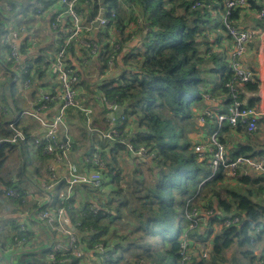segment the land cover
<instances>
[{
    "label": "trees",
    "instance_id": "trees-1",
    "mask_svg": "<svg viewBox=\"0 0 264 264\" xmlns=\"http://www.w3.org/2000/svg\"><path fill=\"white\" fill-rule=\"evenodd\" d=\"M57 1L6 0L10 7L8 15L21 9L28 20L35 21L41 17L46 22L49 20L50 25L58 14H51V8ZM225 2L90 0L88 4L86 1L81 3L89 5L83 13L85 29L82 39L97 44L98 51L92 53L89 48L72 41L67 45L65 63L69 68L79 69L80 80L76 89L83 106L94 111L91 128L101 132L113 128L114 122H109V115L117 113L118 106L121 118L116 119V129L121 131V135L104 145L97 133L88 129L84 114L70 108L66 116L67 137L72 142L70 155L80 154L89 143L79 157H91L95 151H100L104 163L101 170L103 183L104 178H110L111 184L120 180L117 155L126 149L122 141L137 148L145 147L154 155L148 159L134 157L130 200L116 188L104 191L97 200L100 210L95 214L89 209V205L94 203L93 193L86 188L88 196L78 206L79 211L75 210L78 215L72 223H80L83 228L92 230L82 240L87 247L103 244L104 252L95 256L96 264H261L263 261L264 175L240 172L238 176L230 177L222 170L213 174L211 154L206 152L199 156L195 150L199 141L203 142L204 137L216 133L218 143L226 147L233 158H264V140L256 132H249L247 123L242 120L235 126L228 121L219 125L217 118H207L204 125L199 122L207 109L228 114L235 102L241 103L242 108L258 109L261 101L262 84L257 75L255 56L264 33V17H260L264 3L250 0L249 8H237L228 17L239 29L250 28L258 32L249 47L255 46L256 49L244 57L246 67L255 74V81L242 83L236 80L230 68L232 37L226 27L225 15L221 14L226 11ZM81 4L77 6L79 11H82ZM102 5L109 24L95 28L92 22L98 17ZM62 9H65L64 5ZM246 12L253 13L250 26L244 25ZM8 15L0 10V35L7 33L1 17ZM70 28L68 18L58 30L60 40L54 47L55 53L57 46L69 35ZM26 48L28 50V46ZM3 49L9 51L0 38L1 56ZM52 56L46 53L43 57ZM5 59L8 62L2 61L3 64L0 58V72L5 79L0 84L3 89L0 98L8 109L6 115L0 113V198L2 200V195H5L1 191L5 188L13 189L17 196L5 197L9 200H2L7 203L0 207L13 208L16 204L26 206L30 197L41 193L35 181L49 178V165L60 157L62 150L57 149L53 154L36 151L33 141L37 135L25 122L23 126L26 127L19 128L27 142H7L14 136L9 130L10 123L23 111L27 100L29 102L36 94L39 95L37 83L42 80L45 69H49V64L40 57L30 60L32 69L24 75L17 68V72L14 70L10 59ZM92 70L96 72L95 76ZM111 72L110 79L104 80V74ZM20 75V79L29 78L34 87L27 100L23 92L17 93L18 81L14 78ZM6 89L11 94L10 102L5 95ZM41 98L39 95L36 106L43 104ZM104 99L116 107L109 106ZM54 105L48 104L46 109ZM258 124L260 127L264 120ZM72 127L77 129V135H71ZM18 155V164L9 167L11 158ZM35 162L43 167L48 162L45 168L47 175ZM30 167L35 170L34 174H29ZM55 200L51 208L60 205L59 197ZM196 201L201 202V206L193 207L192 203ZM39 204L28 207V210L39 208ZM74 204L72 201L68 209L73 210ZM194 209L201 212L198 218L190 216ZM12 210L23 213L25 208ZM208 211L212 214L206 215ZM128 213L136 217L132 218ZM220 216L222 220L218 219ZM226 218H238L239 222L225 225ZM17 230L14 227L8 234L0 230V239L13 241V238L21 236L10 237ZM35 236L32 232L27 234L29 244ZM185 242L193 253L189 261L183 259ZM234 246V256L227 257V251ZM47 248L38 251L43 255L40 256L41 263L32 258L37 253L36 248L21 251L22 256L29 257L22 264H58L62 261L86 264L84 260L75 259L70 252H58L55 259L50 260L45 254L53 253V247ZM200 251L208 252L210 260L197 258L195 255L201 254ZM11 264L16 263L12 260Z\"/></svg>",
    "mask_w": 264,
    "mask_h": 264
},
{
    "label": "built area",
    "instance_id": "built-area-1",
    "mask_svg": "<svg viewBox=\"0 0 264 264\" xmlns=\"http://www.w3.org/2000/svg\"><path fill=\"white\" fill-rule=\"evenodd\" d=\"M59 1L65 6V11H61L57 14L53 25L56 29H58L60 25L63 24L64 18L67 16L70 20L71 28L69 29V35L66 37V40L57 46V50L53 59L48 61L51 73L58 78V87L57 89L55 88L53 92L43 93L41 98L43 104L37 106L36 110L27 109L15 116L9 125V130L13 132L14 136L7 142L15 144L18 143V141L27 142L24 132L19 127L23 126L24 124L22 120H26L28 118L38 123L43 131L41 136H37L35 141H33L36 151L41 150L44 154H53L55 151H57V149H61L62 153L59 158H55L49 165V178L45 180L48 181L49 186L45 188L42 186L47 196L45 199L46 202L39 204V208L37 209L38 212L27 213L23 220L20 219L19 215L16 217H3L0 219V230L11 229L9 224L11 220H14L18 227L17 234L21 235L13 238V241H0V251L4 252L8 249L23 251L27 250L26 248L30 245L27 234L32 232L38 236V233L34 229V225L37 223V221H44L46 223V233L48 232V236L52 239V242L48 248L53 247V253H46L48 259H55L56 253L58 252H60V254L70 252L75 255V259H81L82 261L84 260L86 264H96L98 260L95 256L101 254V252H104V246L101 243H96L92 248L87 247V245L83 243L82 240L84 235H88L90 232H92V230L83 228L80 223L73 224L72 221L66 217V208L67 210L71 208V205L69 204L74 198L72 197L74 187L82 186L89 189H101L103 186V173L101 171L102 168H104L103 158L99 151H95L91 157L86 159L88 167L84 169L82 168L81 171L77 164L71 160L69 155V152L72 148V142L67 136L64 138L61 137L60 133L61 131L66 133L68 130L66 125L68 109L75 108L80 110L84 114L85 119H87L88 126L90 125L91 121L90 116L93 113L91 108L84 107L79 100V92L76 89V85L80 80L79 69L67 67L65 63L67 45H69V43L72 41H77L82 46L89 48L92 53H96L98 51V46L93 42L89 43L82 39V33L85 29L82 24L83 11H79L77 6L84 1H86V4H88L90 0ZM249 1L250 0H226L225 2L226 11L224 20L226 21L228 33L232 37L230 68L235 75L236 80L242 83L255 81V74L252 70L245 66L244 57L247 54L249 46L251 45V41L257 37L258 32L253 29L241 30L235 26L233 22H230L228 17H230L232 15V11L236 10L237 8H249ZM261 1L264 3V0ZM22 12V10L17 11L15 17L10 20L11 23L13 22V25H8L6 21L3 25H5L4 28L6 29V35L8 36L6 44L9 48L11 59L15 65H22V72L27 73L30 68L28 60L30 62L32 57L29 58L30 54H26V46L29 44V40L33 38H39V31L33 30L31 32H26L21 28L25 20L23 18ZM111 14L114 16V12H111ZM260 17H264V7L260 12ZM97 19H99V15L96 20ZM14 21H16V23H14ZM94 21L92 22V25H94ZM108 24L109 19H107L104 15V18L99 21V28L106 27ZM18 25L20 26V30L16 31ZM116 49H118V46ZM260 82L262 84V99H264V78L261 79L260 77ZM26 85H30L29 80L25 81V86ZM104 101L111 107L116 106L115 104L107 102L105 99ZM53 103L57 104L54 113L49 117L46 116V118L42 116L41 111H45L46 106ZM241 106V103L235 102L234 105L229 108L228 114H218L213 110L207 109L203 115L200 116L199 122L201 125H204L207 118L210 120L217 118L219 125H222L224 122L228 121L231 125L235 126L239 120H242L244 123H247L248 131L250 130L249 132L254 131L258 123L264 120V111L258 112L256 109L248 108L246 106L242 108ZM50 109L51 108L47 109V112L50 111ZM0 112L6 114L8 109L4 108V110ZM90 130L93 131L92 129ZM120 135L121 131L116 129V127H113L107 132L103 133V138L107 142H113L120 138ZM122 143L126 145L125 150L135 157L148 159L150 156H153V154L148 153L147 148L145 147L137 148L127 141H122ZM195 150L199 156H203L206 152L211 154L210 162L213 174H216L218 171L222 170L225 171L229 176V173L240 172L239 170L242 167L244 169H249V171L254 174L264 175V158H233L228 154L226 147L218 143V136L216 133L205 142L199 141L195 147ZM97 169L101 172H98ZM60 170L63 172H60ZM65 183H67L68 190L61 194L55 195V191L58 190V187ZM6 193H8V197L17 196L13 189H7ZM57 197H59L60 205L53 213L50 209H52L51 206ZM43 207L46 209L45 211L41 210ZM89 209L93 213L97 214L100 210L98 209L97 201H94V203L89 205ZM207 213L211 214V212ZM237 222H239V219L228 220L227 225ZM191 228H193V226H191ZM98 251L99 253H96ZM182 254H185L183 257L184 260H191L188 244L183 245ZM203 257L206 258L207 254L204 253ZM262 264H264V259Z\"/></svg>",
    "mask_w": 264,
    "mask_h": 264
},
{
    "label": "crops",
    "instance_id": "crops-1",
    "mask_svg": "<svg viewBox=\"0 0 264 264\" xmlns=\"http://www.w3.org/2000/svg\"><path fill=\"white\" fill-rule=\"evenodd\" d=\"M62 3L58 0L54 5H53V8H51V14H57L59 12H64L65 10L62 9ZM82 7V11L83 13L85 12V9L87 7H89V5H86L85 3L84 4H81L80 5ZM92 6V5H90ZM21 9H18L16 10L13 14L11 13L10 15H8L7 17H5L4 20H6L7 24L10 25L11 24V21L14 17H15V14L17 11H19ZM23 13V12H22ZM49 14V13H48ZM84 15V14H83ZM83 15H82V22H83ZM245 15L247 17L244 18V25L246 26H250V24L252 23V16H253V13L251 12H246ZM66 16V15H65ZM30 17L32 18V14L30 15ZM64 17V15H63ZM23 18L25 19L24 20V23L22 24L21 28L26 31V32H31L33 30L35 31H39V38L35 39H31L29 40V44L27 45L28 46V50L26 52L30 54L29 58L32 57L31 60L35 59L37 60L38 57H40L41 59L44 58V62L48 63L49 60H51L54 56V53H55V49L54 47L59 43V40H60V35L58 34L59 33V29L62 25H64L66 23V21L68 20V17L66 16L64 18V22L63 24L58 28L56 29L53 25V22L52 25H50V23H48L49 20H47V22L44 20H42L41 17H38L35 21H30L27 19V17L24 15L23 13ZM56 18H54L55 20ZM14 23H16V21H14ZM13 25V24H12ZM53 28V30H52ZM250 29V28H248ZM48 32H49V35H48ZM55 32V33H54ZM263 38L262 39V43L261 45H259L257 47V66H258V76L262 78H264V34L262 35ZM35 39V40H34ZM250 47V46H249ZM256 49L255 46H253L251 49L248 48V51L247 53H251L252 51L251 50H254ZM10 52V51H9ZM53 54V56L51 58H47V57H43L45 54ZM121 53V52H120ZM122 54H124V52H122ZM247 55V54H246ZM11 57V56H10ZM12 60V59H11ZM13 63V62H12ZM34 63V62H33ZM28 64L30 65V68L29 69H32L31 67V62H29L28 60ZM245 64V62H244ZM13 66H15V71H16V68L18 69V71L20 70V72L24 75H28L29 73V70L27 71V73H23L22 72V69H21V66L22 65H15L13 63ZM246 66V65H245ZM119 73L121 72V68L118 70ZM17 72V71H16ZM112 74V72H111ZM22 77V75L20 76H16L14 79L15 81H18L21 80V83H22V86L25 87V81L26 80H29V78H25V79H20ZM58 78L55 77L51 71H50V68H46L45 69V74L42 78L41 81H38L37 85L39 86V93L40 95L42 96L43 93H47V92H53L54 89L58 87ZM30 86H31V83H30ZM38 90V89H37ZM24 93V92H23ZM32 93V92H31ZM262 91H261V101H260V104L258 105V109L257 110H261V111H264V99H262ZM37 97V98H36ZM39 95L36 94L35 98H31L28 102L24 103L25 104V107L23 110L25 109H28V110H36L37 108V99H38ZM33 101L35 102L34 104H31L33 103ZM57 107V104H55L51 109L50 111L47 112V109L45 111H41V114L42 116H44L46 118L49 117L51 114L54 113V110L56 109ZM116 107V106H115ZM117 113H115V116L114 117H109L110 121L109 122H114L112 124V127H116V119H120V107H116V110H115ZM32 122V120L30 121ZM34 123V126H31L29 124H27V127L30 128V126L33 128V132L37 135V136H41L42 134V128L40 127V125L36 122H33ZM73 128V130H72ZM70 128L72 130V133L73 135L75 134V130H74V127ZM97 132H100L102 133L101 131L99 130H96ZM69 131L67 130V132L63 134V132L61 133V136L64 138L65 136H67V133ZM104 133V132H103ZM102 133V134H103ZM98 135V134H97ZM99 137V135H98ZM100 138V137H99ZM101 140V139H100ZM104 142V145L107 144L108 142L106 140L103 141ZM36 156V154H35ZM134 157L133 155L129 154L125 149L121 152L118 153L117 155V159H118V165H119V177H120V180L119 181H114L113 184L111 183H108V180L107 178H104V189L103 191H110L112 188H116L118 190H123L125 191V195L126 197L128 196V199L130 200V197L129 195L131 194V192L129 191V187L131 188V191L133 189V179H134V169H135V164H134ZM88 157H81V159H83V163L84 165L82 166V168H86L88 167L87 163H85L84 161H86ZM48 163V162H47ZM60 172H63L62 170H60ZM112 180H110L111 182ZM60 188V186L58 187ZM64 190V186H62L58 191L57 193L61 194ZM86 191V188H84V191L81 192V195H80V198L84 197L85 196V192ZM83 200V199H82ZM56 201V200H55ZM72 201H74V208L73 210H68V213H69V216L71 218V221L73 222V220L77 217V213L76 211H79V207L77 205L78 203V199H72ZM95 201V200H94ZM55 203V202H54ZM53 203V204H54ZM52 204V206H53ZM57 207V206H55ZM76 210V211H75ZM138 213V212H137ZM130 214V213H129ZM132 214V213H131ZM135 216V214H133ZM74 223V222H73ZM36 237V236H35ZM34 237V238H35ZM1 240H6V239H1ZM41 245H44L42 242L39 243V245L37 246H41ZM262 249V248H261ZM23 250H13V249H8L7 251H0V264H11L12 263V260L15 261V258L17 257L18 260L20 261L21 257H22V253L21 252ZM26 250H24L25 252ZM23 258H24V261H26L27 259H29V257H26L23 255ZM18 264H22V263H18Z\"/></svg>",
    "mask_w": 264,
    "mask_h": 264
},
{
    "label": "rangeland",
    "instance_id": "rangeland-1",
    "mask_svg": "<svg viewBox=\"0 0 264 264\" xmlns=\"http://www.w3.org/2000/svg\"><path fill=\"white\" fill-rule=\"evenodd\" d=\"M8 8H10L9 7V5H8V3L6 2V0H1L0 1V10L3 12V13H5L6 15H8ZM222 15H225V13H221ZM3 17H1V22H2V24H4L5 23V21L6 20H4V19H2ZM13 24V22L10 24V25H12ZM252 24V23H251ZM15 28V27H14ZM20 30V26L18 25V27L16 28V31H19ZM0 38L3 40V42L4 43H6V40H7V38H8V36L6 35V34H4V35H0ZM263 38V37H262ZM255 40V39H254ZM254 40H252L251 41V43L254 41ZM2 56H1V53H0V58H1V62L2 61H4V63L5 62H8V60L6 61V57L8 58V59H10L9 60V62H13V60H11V57H10V52L8 51H5V49H3V51H2ZM5 56V57H4ZM257 58H258V56L256 55L255 56V61L257 62ZM3 63V62H2ZM3 63V64H4ZM113 68H111V70H112ZM93 71V70H92ZM110 71V70H109ZM2 72H0V84L2 83V82H4L5 81V79H4V77L2 76V74H1ZM92 74L95 76V74H96V72H92ZM111 73H108V74H104V80H109L110 79V77H111ZM17 86H18V89H17V93L20 95V93L21 92H24V95H25V98L27 99L28 97H29V94L33 91V85H26L25 87L24 86H22V83H21V80H19V82H17ZM2 86H0V95L2 94ZM5 95H6V97H7V99L9 100V102L11 101V94H9L8 93V90L6 89L5 90ZM39 95H40V93H39ZM31 104H33V103H31ZM11 105H12V103H11ZM23 107H25V104L23 105ZM4 108H7V107H5L4 105H3V103H1V98H0V111H2V110H4ZM25 110H27V109H25ZM93 110V109H92ZM24 111V110H23ZM22 111V112H23ZM256 111H258V112H262V111H260V110H257L256 109ZM0 113H2V112H0ZM93 113H94V111H93ZM93 113H92V115H93ZM4 114V113H3ZM7 114V113H6ZM6 114H4V115H6ZM91 115V116H92ZM91 116H90V120H91ZM23 122H25V123H27V124H29V125H31V126H34V121H32V122H30L31 120L30 119H23L22 120ZM86 122H87V119H86ZM87 126H88V123H87ZM259 126V124L256 126V129L254 130V131H251L252 133H254V132H256V134L257 135H259L260 137H261V139L262 140H264V124H262V125H260V127H258ZM23 127H26L25 125L23 126ZM260 128H262L263 130H261V131H257V130H259ZM69 129V128H68ZM88 129H92L93 131V133L96 131L95 129H93V128H91V121H90V125L88 126ZM72 130H73V128H72ZM72 130H71V135H73V133H72ZM74 130H75V134L74 135H77V129H75L74 128ZM91 131V130H90ZM250 131V130H249ZM97 133V132H96ZM103 133V132H102ZM105 133V132H104ZM60 136H61V134H60ZM195 136H197L198 137V135H195ZM62 137V136H61ZM211 137V136H210ZM210 137H204L203 138V142H205V141H207V140H209L210 139ZM87 145H89V143H87ZM87 145L83 148V149H81V152H80V154H74L73 156H71L70 155V153L72 152L71 150H70V152H69V155H70V158H71V160L73 161V162H75L76 164H77V166H78V168L82 171V166L84 165V163L82 162V159H81V157H79V155H81V153L83 152V151H85L86 150V148H87ZM262 147L264 148V145H262ZM72 149V148H71ZM147 151H148V153L149 154H152V153H150L149 152V150L147 149ZM100 152V151H99ZM121 152V151H120ZM101 153V152H100ZM154 156V155H153ZM153 156H150V157H153ZM149 157V158H150ZM103 158V157H102ZM34 159V158H33ZM18 161H20V155H18V156H13L12 158H11V161L9 162V167H14V165H17L18 164ZM36 161V160H35ZM85 163H86V161H84ZM35 164L37 165V166H39V167H41V170H42V172H43V174L44 175H47V172L45 171L46 169V167H47V163H46V167H43V165H40V164H38L37 162H35ZM98 170V169H97ZM240 172H243V173H248V172H250L249 171V169H247V168H240V170H239ZM34 172H35V170L32 168V167H30L29 168V174H34ZM98 172H101L100 170H98ZM240 172H236V173H229V176L230 177H233V176H238V174L240 173ZM34 178V177H33ZM36 178V177H35ZM34 178V179H35ZM46 180V179H45ZM43 181L42 179L40 180L41 182H36L35 181V185H38V186H40V188H41V193H37V194H35V197L34 198H29L27 201H29L30 203H26V206H23V205H18V204H16L15 205V207H13V208H11V206L10 207H3V206H1L0 207V219L2 218V217H6V216H8V217H16V216H20V219L21 220H23V218H24V216L27 214V213H29V212H38V207L36 208V209H33V210H28V207H32V206H34L36 203H40V204H43L44 202H46V194H45V192H44V190H43V187L45 188V187H47V186H49V183H48V181ZM108 183H110V180H108ZM43 186V187H42ZM63 186H64V190H63V192L64 191H67L68 190V186H67V183H65V184H63ZM61 188V187H60ZM60 188H58V190L60 189ZM91 188V187H90ZM103 189H104V186H102L101 187V189H99V190H96V189H94V188H91V192L93 193V197H94V200L95 201H97V200H99V198L101 197V195H102V193L104 192L103 191ZM57 190V191H58ZM1 191H2V194H5V195H2V200H4V201H8L9 199H7V198H9L8 196V193H6L7 192V189L5 188V191L4 190H2L1 189ZM57 191H55L56 192V194L55 195H57V194H59V193H57ZM84 191V187H80V186H77V187H74V189H73V194H72V197H74L73 199H78V203H77V205L78 206H80L81 205V203L83 202V200L82 199H84V198H87V196H88V192L89 191H85L84 193H85V196L82 198H80V195H81V192H83ZM122 191V194H126L125 193V191H123V190H121ZM62 192V193H63ZM31 192H29V194H30ZM43 198H42V197ZM5 197H7V198H5ZM1 200V198H0V205H2L3 203H7V202H3ZM48 201V200H47ZM193 204V207H199V206H201V202H198V201H196V202H194V203H192ZM27 207V208H26ZM58 207V206H57ZM57 207H53L52 209H50L51 210V212H55L56 210H57ZM17 209V210H21V209H23V208H25V210H24V212L23 213H17V212H14L12 209ZM47 208V207H46ZM41 210H43V211H45L46 209L43 207ZM66 211H67V213H66V217L69 219V220H71V218H70V216H69V213H68V210H67V208H66ZM200 214H201V212H198L197 210H193L191 213H190V216H191V218H198L199 216H200ZM205 214L206 215H211L212 214V212H211V214L210 213H207V212H205ZM128 215L130 216V217H132V218H135L134 217V215L133 214H129L128 213ZM219 220H222L223 218L220 216L219 218H218ZM234 219V218H233ZM232 218H229V220H233ZM227 221H228V219L226 218L225 219V225L227 224ZM10 227H11V229H13L14 227L15 228H18L17 227V225L15 224V221L14 220H11V222H10ZM190 228H191V226H190ZM11 229H8V230H4L3 231V233L4 234H8V232H9V230H11ZM34 229H35V231L38 233V236H36L35 237V239H34V241L32 242V244H30L26 249H32V248H36L35 250H36V255H34L32 258L35 260V261H37V262H39V263H41L40 262V253L38 252V251H40V249L41 248H46V247H48L50 244H51V242H52V239L48 236V234L46 233V223L44 222V221H41V222H38L37 221V223H35V225H34ZM18 233V231L17 232H15L14 231V234L13 235H11L10 237H12V236H14V235H16ZM1 240V239H0ZM3 241H6V240H1V242H3ZM40 242H42L44 245H42V246H37V245H39V243ZM103 245V244H102ZM262 249H263V247H262ZM236 250V247L234 246V247H232L230 250H228L227 251V257H229V258H231L232 256H234V251ZM201 252V251H200ZM204 252V251H203ZM203 252H201V254L203 253ZM96 253H99V251L98 252H96ZM201 254H197V255H195L197 258H199V259H201L202 258V255ZM46 255V254H45ZM43 256V255H42ZM72 259V258H71ZM202 259H204V260H206V261H209L210 260V257H209V254H208V252H207V258H202ZM24 262V258H23V256L21 257V259H20V261L18 260V258L16 257L15 258V263L16 264H18V263H23ZM58 264H67L66 262L64 263V261H62V262H60V263H58Z\"/></svg>",
    "mask_w": 264,
    "mask_h": 264
},
{
    "label": "water",
    "instance_id": "water-1",
    "mask_svg": "<svg viewBox=\"0 0 264 264\" xmlns=\"http://www.w3.org/2000/svg\"><path fill=\"white\" fill-rule=\"evenodd\" d=\"M101 2H102V1H101ZM104 15H105V6L102 5V6H101V11H100V14H99V19H97L96 21H94V26H95V28H99V21H100L102 18H104ZM114 116H115V113H111V114L109 115L110 118H111V117H114ZM96 132H97V131H96ZM97 134L99 135L100 139H101L102 141H104L103 134L100 133V132H97Z\"/></svg>",
    "mask_w": 264,
    "mask_h": 264
},
{
    "label": "clouds",
    "instance_id": "clouds-1",
    "mask_svg": "<svg viewBox=\"0 0 264 264\" xmlns=\"http://www.w3.org/2000/svg\"><path fill=\"white\" fill-rule=\"evenodd\" d=\"M254 109V108H253ZM66 139V138H65ZM209 212V211H208ZM233 219V218H232ZM234 219H238V218H234ZM228 220H229V218H228ZM261 252H263V249H261ZM189 253L191 254V257H193V253H191L190 251H189ZM204 253H206V252H204ZM204 253H202L201 255H202V258H204L203 257V254ZM207 254V253H206ZM207 258V257H206ZM264 259V258H263ZM186 261V260H185ZM261 264H262V262H261Z\"/></svg>",
    "mask_w": 264,
    "mask_h": 264
}]
</instances>
